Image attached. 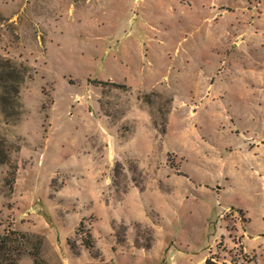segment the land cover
<instances>
[{
	"label": "rangeland",
	"instance_id": "374dc122",
	"mask_svg": "<svg viewBox=\"0 0 264 264\" xmlns=\"http://www.w3.org/2000/svg\"><path fill=\"white\" fill-rule=\"evenodd\" d=\"M8 230L18 264H264V0H0Z\"/></svg>",
	"mask_w": 264,
	"mask_h": 264
},
{
	"label": "trees",
	"instance_id": "16d2710c",
	"mask_svg": "<svg viewBox=\"0 0 264 264\" xmlns=\"http://www.w3.org/2000/svg\"><path fill=\"white\" fill-rule=\"evenodd\" d=\"M120 87H124L125 85H118ZM10 179L7 180L9 182L10 188L13 187L14 183V175L15 171L9 174ZM238 212L243 213V210H238ZM26 238L24 233L8 230L1 238H0V264H18L17 262L20 260L23 247H24V239ZM35 262L34 264H43L41 260L38 259L39 253H34ZM247 262H252L253 259L245 256ZM204 264H220L216 257L213 255L208 256Z\"/></svg>",
	"mask_w": 264,
	"mask_h": 264
},
{
	"label": "crops",
	"instance_id": "0c3cea01",
	"mask_svg": "<svg viewBox=\"0 0 264 264\" xmlns=\"http://www.w3.org/2000/svg\"><path fill=\"white\" fill-rule=\"evenodd\" d=\"M206 258H204V260H205Z\"/></svg>",
	"mask_w": 264,
	"mask_h": 264
}]
</instances>
